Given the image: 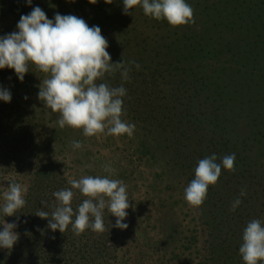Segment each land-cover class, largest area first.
Wrapping results in <instances>:
<instances>
[{
  "label": "trees",
  "instance_id": "obj_1",
  "mask_svg": "<svg viewBox=\"0 0 264 264\" xmlns=\"http://www.w3.org/2000/svg\"><path fill=\"white\" fill-rule=\"evenodd\" d=\"M83 1V18L100 27L111 62L140 65L139 70L131 66L126 82L119 72L105 80L127 89L124 110L140 123L153 149L142 142L144 151L151 150L189 183L198 160L216 154L220 163L225 155L235 154V172L222 168L199 208L208 231L201 264H244L239 254L243 229L252 219L264 222V0H187L195 24L176 28L145 16L140 7L124 14L122 0ZM52 3L0 0V24L11 12L27 15L36 6L47 15L45 8ZM0 73L2 79L17 83L34 79L33 67L22 82L13 69ZM11 97L10 102L0 100V196L9 180L21 184L28 154L43 132L38 112ZM39 157L26 206L15 216L0 212V230L4 221L16 223L19 234L11 250L0 249V264H132L107 260L118 250L119 229L111 227L116 220L107 210L104 222L109 231L97 234L89 229L80 236L71 226L64 233L53 232L47 219L35 215L40 210L51 213L56 203L52 194L70 187L63 163L46 152ZM241 189L245 196L239 195ZM237 198L242 202L232 211ZM83 199L77 192L72 207Z\"/></svg>",
  "mask_w": 264,
  "mask_h": 264
},
{
  "label": "clouds",
  "instance_id": "obj_2",
  "mask_svg": "<svg viewBox=\"0 0 264 264\" xmlns=\"http://www.w3.org/2000/svg\"><path fill=\"white\" fill-rule=\"evenodd\" d=\"M95 4L97 0H89ZM111 4L113 0H105ZM123 13L131 15L130 10L140 7L145 16L157 21H166L176 28L195 24L194 9L187 0H122ZM28 5L32 0H26ZM18 31L0 36V69H13L22 82L25 74L33 67L44 78L39 85L38 99L44 108L58 114L56 121L60 129L69 127L82 130L83 136L101 135L131 137L135 124L123 119L124 97L127 89L113 87L106 82V76L116 72L122 81L130 79L129 73L135 61L111 62L107 51L109 44L102 35L99 26H89L75 15L55 14L49 19L39 7L32 8L27 15H21L17 23ZM131 27V26H130ZM119 42V41H118ZM11 93L0 88V100L11 101ZM27 99V97H25ZM73 150L83 147L80 141H71ZM235 154L222 157L217 162L216 154L198 160L194 169L195 178L184 188V199L192 208H200L208 196L209 186H215L222 174V168L235 172ZM103 171L109 175H83L79 179L70 178V187L55 191V206L51 213L40 210L36 216L47 219V227L53 232L64 233L71 226L72 232L80 236L86 230L101 234L109 231L104 222L105 210L116 217L115 225L121 230L127 229V209L129 203L127 185L120 179L112 178L115 169L111 164L103 165ZM3 191V204L0 212L4 216H15L26 206L27 186L14 180ZM77 192L83 196L82 203L76 209L72 202ZM241 197L246 191L241 189ZM237 198L231 205L235 211L241 204ZM47 205V202H42ZM74 217V219H73ZM18 219V218H17ZM0 230V248L12 249L19 239L14 231L16 223L3 222ZM239 254L244 264H264V222L250 220L243 229Z\"/></svg>",
  "mask_w": 264,
  "mask_h": 264
},
{
  "label": "rangeland",
  "instance_id": "obj_3",
  "mask_svg": "<svg viewBox=\"0 0 264 264\" xmlns=\"http://www.w3.org/2000/svg\"><path fill=\"white\" fill-rule=\"evenodd\" d=\"M83 2L53 0L52 5L45 8L47 17L54 19L59 13L84 19L81 11ZM20 17V10L6 15L0 24V36L18 31L16 26ZM32 76L34 79L30 83H17L2 79L0 73V88L7 89L22 103L32 106L43 123V132L39 133L33 151L28 154L20 177L21 184L28 188L34 167L40 160L39 154L44 152L63 163V173L68 180L79 179L83 175H109L103 171V165L111 164L115 169L112 178L127 185L132 207L127 209L128 215L123 221L128 225L127 229L117 230L118 250L107 260H128L132 264L150 263L152 260L154 264H201L207 255L208 231L200 218L199 208L189 207L184 199V188L189 182L170 171L158 155L152 156L153 149L145 140L140 123L127 114L123 117L136 126L131 137L125 134L87 138L82 130L60 129L56 123L58 114L44 108L38 99L43 74L33 68ZM74 140L80 141L83 147L73 150L70 142ZM142 142L150 146L151 153L144 151ZM2 202L3 197L0 196V204ZM120 263L123 264L122 261Z\"/></svg>",
  "mask_w": 264,
  "mask_h": 264
}]
</instances>
